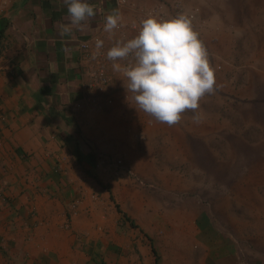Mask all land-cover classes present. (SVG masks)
I'll return each mask as SVG.
<instances>
[{
  "label": "rangeland",
  "instance_id": "rangeland-1",
  "mask_svg": "<svg viewBox=\"0 0 264 264\" xmlns=\"http://www.w3.org/2000/svg\"><path fill=\"white\" fill-rule=\"evenodd\" d=\"M138 2L141 20L189 19L215 85L173 126L122 99L108 128L85 144L99 239L119 243L125 264H169L176 241L187 239L227 240L238 264H264V0ZM15 228L0 218V264H38L10 241ZM104 256L91 264H110Z\"/></svg>",
  "mask_w": 264,
  "mask_h": 264
},
{
  "label": "crops",
  "instance_id": "crops-1",
  "mask_svg": "<svg viewBox=\"0 0 264 264\" xmlns=\"http://www.w3.org/2000/svg\"><path fill=\"white\" fill-rule=\"evenodd\" d=\"M84 2L94 17L71 26L63 0H0V218L38 264H91L101 253L126 263L119 243L99 239L95 163L85 144L108 128L117 102L132 100L106 52L137 35L140 3ZM113 13L119 27L109 38L104 24ZM96 38L104 41L98 52ZM175 247L169 264H238L227 240Z\"/></svg>",
  "mask_w": 264,
  "mask_h": 264
},
{
  "label": "clouds",
  "instance_id": "clouds-1",
  "mask_svg": "<svg viewBox=\"0 0 264 264\" xmlns=\"http://www.w3.org/2000/svg\"><path fill=\"white\" fill-rule=\"evenodd\" d=\"M63 3L71 26H79L95 15L93 6L84 0ZM119 20L116 13L106 17L104 32L109 38L119 27ZM103 46L104 41L96 38L97 52ZM106 59L123 77V86L132 94L135 109L169 126L179 123L185 111L195 113L201 98L214 90L215 75L208 52L185 15L168 20L152 16L142 19L137 35L116 41L107 50ZM125 60L123 65L118 62ZM193 120L198 122L199 118L194 115Z\"/></svg>",
  "mask_w": 264,
  "mask_h": 264
},
{
  "label": "built area",
  "instance_id": "built-area-1",
  "mask_svg": "<svg viewBox=\"0 0 264 264\" xmlns=\"http://www.w3.org/2000/svg\"><path fill=\"white\" fill-rule=\"evenodd\" d=\"M87 46H88V45H86L85 43H84V44H81V47H82V48H87ZM96 76L99 77V81H101L102 83L105 82L104 78H101V77H104L103 73H98ZM101 79H102V80H101Z\"/></svg>",
  "mask_w": 264,
  "mask_h": 264
}]
</instances>
